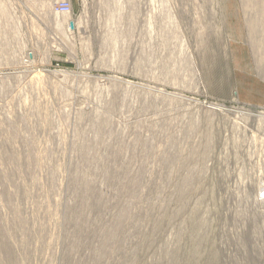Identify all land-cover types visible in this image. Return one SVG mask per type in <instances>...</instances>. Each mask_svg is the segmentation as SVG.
Listing matches in <instances>:
<instances>
[{
  "label": "rangeland",
  "instance_id": "rangeland-1",
  "mask_svg": "<svg viewBox=\"0 0 264 264\" xmlns=\"http://www.w3.org/2000/svg\"><path fill=\"white\" fill-rule=\"evenodd\" d=\"M71 3L0 0V264H264V0Z\"/></svg>",
  "mask_w": 264,
  "mask_h": 264
},
{
  "label": "built area",
  "instance_id": "built-area-1",
  "mask_svg": "<svg viewBox=\"0 0 264 264\" xmlns=\"http://www.w3.org/2000/svg\"><path fill=\"white\" fill-rule=\"evenodd\" d=\"M50 1V0H49ZM52 2V10L54 14L60 15L63 17H71L73 15L72 3L71 0H51ZM70 24L72 20H69ZM262 112H264V104L260 108ZM258 200L264 203V184L262 187V191L258 194Z\"/></svg>",
  "mask_w": 264,
  "mask_h": 264
},
{
  "label": "bare ground",
  "instance_id": "bare-ground-1",
  "mask_svg": "<svg viewBox=\"0 0 264 264\" xmlns=\"http://www.w3.org/2000/svg\"><path fill=\"white\" fill-rule=\"evenodd\" d=\"M50 2V4H52V2H51V0L49 1ZM71 24H72V26L74 27H76V23L74 24V22L72 21L71 22ZM71 24H70V22L68 21V23H67V28H68V31H72V29L71 28H73V27H71ZM215 109H217V110H226L223 106H215ZM241 112V111H240ZM245 114H247V115H250V116H252V117H259V118H263V120H264V112L263 113H260V114H253L252 112H245ZM262 191V190H261Z\"/></svg>",
  "mask_w": 264,
  "mask_h": 264
},
{
  "label": "crops",
  "instance_id": "crops-1",
  "mask_svg": "<svg viewBox=\"0 0 264 264\" xmlns=\"http://www.w3.org/2000/svg\"><path fill=\"white\" fill-rule=\"evenodd\" d=\"M255 33H256V37H258V39H259V36L264 35L263 30H258V29H257V30L255 31ZM260 33H261L262 35H261ZM258 39H257V40H258ZM262 65H263V62H262ZM262 67H263V66H262ZM263 72H264V71H263Z\"/></svg>",
  "mask_w": 264,
  "mask_h": 264
},
{
  "label": "water",
  "instance_id": "water-1",
  "mask_svg": "<svg viewBox=\"0 0 264 264\" xmlns=\"http://www.w3.org/2000/svg\"><path fill=\"white\" fill-rule=\"evenodd\" d=\"M71 27H73L72 24H71Z\"/></svg>",
  "mask_w": 264,
  "mask_h": 264
}]
</instances>
